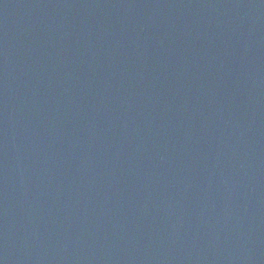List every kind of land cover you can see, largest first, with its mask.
Returning <instances> with one entry per match:
<instances>
[{
  "label": "water",
  "instance_id": "water-1",
  "mask_svg": "<svg viewBox=\"0 0 264 264\" xmlns=\"http://www.w3.org/2000/svg\"><path fill=\"white\" fill-rule=\"evenodd\" d=\"M0 264H264V0H0Z\"/></svg>",
  "mask_w": 264,
  "mask_h": 264
}]
</instances>
